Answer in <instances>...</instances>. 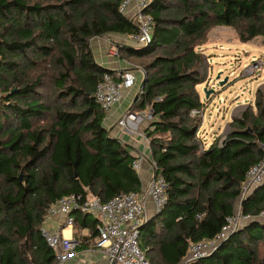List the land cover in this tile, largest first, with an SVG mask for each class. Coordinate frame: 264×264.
<instances>
[{
    "label": "trees",
    "instance_id": "1",
    "mask_svg": "<svg viewBox=\"0 0 264 264\" xmlns=\"http://www.w3.org/2000/svg\"><path fill=\"white\" fill-rule=\"evenodd\" d=\"M123 0H0V264H57L41 233L49 208L73 194L103 202L141 194L132 148L104 126L95 98L105 72L91 38L135 32ZM151 42L118 45L120 59L150 58L146 84L131 111L151 107L156 176L167 202L142 224L139 245L152 264H180L190 246L213 240L236 212L249 169L264 157V93L233 116L230 132L205 147L198 85L205 75L196 50L213 26H232L239 40L262 36L264 0H151ZM153 127V129H151ZM245 215L264 212V184L241 203ZM98 237L101 220L73 214ZM198 216H201L199 219ZM263 254V257L261 256ZM195 264H264V223L255 221L223 240Z\"/></svg>",
    "mask_w": 264,
    "mask_h": 264
},
{
    "label": "built area",
    "instance_id": "2",
    "mask_svg": "<svg viewBox=\"0 0 264 264\" xmlns=\"http://www.w3.org/2000/svg\"><path fill=\"white\" fill-rule=\"evenodd\" d=\"M151 4V0H123L120 10L125 13L135 24L137 30L127 35H123V41L119 44H129L135 47L143 46L151 42L155 20L146 9ZM109 53L120 59L118 45H112ZM258 66L251 67L252 71ZM142 73L145 71L137 67ZM113 76L110 72H105L99 81L95 98L100 103L102 109L108 113L113 106L121 102L124 97V88H129L134 84L135 77L125 69L116 70ZM147 118L149 127L153 120L151 107ZM203 114L202 110L193 109L192 116ZM140 116L137 112L127 110L119 119L118 124L125 130H129L130 122H137ZM153 129V127H151ZM139 136L150 140L145 130L134 131ZM145 157L137 156L132 162L137 172L141 171ZM156 167V165H155ZM264 184V157L254 164L248 171L242 184L241 194L238 199V210L234 215L227 218L226 225L220 234L213 240L202 241L190 246V251L180 264H195L199 260L213 254L220 243L237 230L243 229L251 222L261 221L264 223V212L259 215H245L241 211V203L252 192ZM146 196L152 202L155 213L158 214L167 202V183L162 176L153 177L147 187ZM82 212L95 216L101 220L98 226V241L96 249H100L106 255L105 264H152L146 258L145 253L139 245L140 228L145 223L146 200L140 194H122L108 202H103L98 196L73 194L57 200L48 210L47 220H58L64 227H73L75 219L73 214ZM200 219L201 216H198ZM63 230L51 233L46 226L41 228V233L48 246L56 255L57 264H66L72 254L82 247V241L76 237H64ZM100 264V263H91Z\"/></svg>",
    "mask_w": 264,
    "mask_h": 264
},
{
    "label": "rangeland",
    "instance_id": "3",
    "mask_svg": "<svg viewBox=\"0 0 264 264\" xmlns=\"http://www.w3.org/2000/svg\"><path fill=\"white\" fill-rule=\"evenodd\" d=\"M97 39H105L109 47L112 44L119 45L123 41L122 36L118 38L115 34H108L91 38V46ZM196 50L204 55L201 72L205 75V80L198 85V90L202 102L206 105L201 114L203 123L199 136L207 148L215 139L229 131L227 125L233 116L241 115L249 105L255 102L258 89L264 93V42L262 36L242 42L234 27L217 25L209 29L205 40ZM149 60L150 58L144 61L133 60L130 62V67L134 69L139 67L144 70L142 64ZM255 64L258 68L252 71L251 67ZM136 71L138 69L134 70L135 83L130 88L128 86L124 88L121 104H124L125 108L132 104L134 97L140 92L139 85L146 75V72L140 74ZM219 74L220 79L217 78ZM225 79L224 84L220 85V80ZM204 88L214 89V92L206 98ZM242 100H244L243 104ZM148 111L143 114L145 118ZM46 228L54 233L53 228ZM261 256L263 257V254Z\"/></svg>",
    "mask_w": 264,
    "mask_h": 264
},
{
    "label": "crops",
    "instance_id": "4",
    "mask_svg": "<svg viewBox=\"0 0 264 264\" xmlns=\"http://www.w3.org/2000/svg\"><path fill=\"white\" fill-rule=\"evenodd\" d=\"M115 36H117L118 38H121V36L123 37V35L121 34H115ZM112 45H110V47ZM110 47H109V43L105 39H97L94 42V44H92V49H93V53L95 55L96 60L101 65L107 68H110L112 70H115V75L117 74L116 70L118 69L129 70L131 73H133V75H135L134 70L136 68L134 69L130 67L131 65L130 62L121 60V59H116V57L111 55L109 53ZM136 72H139L140 74H144L140 70ZM135 80H136V77H135ZM140 85H139V88H140ZM241 103L243 104L244 100H242ZM131 106L132 104H129L128 107L125 108L124 104H121V102L113 106V108L108 113H106V117L104 120V126L110 131V134L112 137L119 138L121 142L129 145L132 148V152L135 156L142 155L145 157L141 171L138 172V174L143 184L142 192L140 195L142 196V198H145L146 200L145 222H147L156 215L154 206L152 202L149 200V198H147L146 193H145L150 180L154 177L156 167H155V162L153 159V153H152V147L150 144V140H147L146 138L139 136L134 131L137 129L145 130L147 128V125L149 124V122L143 116V114L146 113V111L150 109L146 108L143 111H135L139 114L140 119L137 122H130L128 124L130 131H128V130H125L123 127H121L118 124V121L120 117L127 110H130ZM147 113L149 114V111ZM231 120L229 121L227 127L229 126ZM202 123H203V120H202ZM142 126L144 127L142 128ZM229 132H230V126H229V131L227 133ZM227 133H224L223 136L226 135ZM223 136H220V137H223ZM237 205H238V201L236 203V212L238 210ZM55 221L56 222L46 220L43 226L53 228L54 232L63 230L62 234L64 237H67V238L76 236V230L74 229V226L71 228L64 227L62 226L61 221L60 222L58 220H55ZM79 236L87 238L85 241L86 242L85 247L80 248L77 251H75L72 254V257L70 258V260L66 264H91V263L105 264L107 261L105 253L101 251L100 249L95 248L96 243L98 241V237L93 239L91 237L90 231L87 229L81 230L79 232Z\"/></svg>",
    "mask_w": 264,
    "mask_h": 264
},
{
    "label": "water",
    "instance_id": "5",
    "mask_svg": "<svg viewBox=\"0 0 264 264\" xmlns=\"http://www.w3.org/2000/svg\"><path fill=\"white\" fill-rule=\"evenodd\" d=\"M146 78H147V77H146V75H145V76H144V79H143V81H142V83H141V85H140V91H143V89H144V87H145V84H146ZM217 78L220 79V74L218 75ZM225 81H226V79H225V80H220V85H223ZM204 92H205V94H206V98H207V97L210 96V94H211L212 92H214V89L204 88ZM116 139H118V140L120 141L119 138H116ZM156 175H157V172H155L154 177H155Z\"/></svg>",
    "mask_w": 264,
    "mask_h": 264
}]
</instances>
